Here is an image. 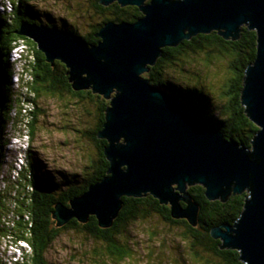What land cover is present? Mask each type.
Returning <instances> with one entry per match:
<instances>
[{
    "label": "water",
    "instance_id": "95a60500",
    "mask_svg": "<svg viewBox=\"0 0 264 264\" xmlns=\"http://www.w3.org/2000/svg\"><path fill=\"white\" fill-rule=\"evenodd\" d=\"M99 3L136 7L143 17L134 23H106L96 34L95 45L59 28L30 22L17 32L36 45L47 63L59 61L67 68L74 92L91 90L109 101L97 135L108 143L107 175L69 207H55L57 227L72 220L86 224L94 217L101 229H109L119 217L123 198L148 195L170 206L173 219L196 226L199 209L188 187L200 185L209 201L222 203L230 192L247 190L249 197L236 224L214 228L210 235L222 241V248L240 252L245 264H264V0ZM244 24L257 32L256 58L247 68L242 91L248 117L259 128L251 149L207 130L177 97L143 78L163 49L212 32L237 41Z\"/></svg>",
    "mask_w": 264,
    "mask_h": 264
},
{
    "label": "trees",
    "instance_id": "16d2710c",
    "mask_svg": "<svg viewBox=\"0 0 264 264\" xmlns=\"http://www.w3.org/2000/svg\"><path fill=\"white\" fill-rule=\"evenodd\" d=\"M33 1L11 0L14 6L13 24L8 23L6 16L0 15V169L4 160V132L8 121H13L11 124L12 133H18L20 141H23L24 129L22 131L18 130L20 127L23 128V125L18 122L23 116H29V124L30 121L32 123L30 125L31 130L28 132L33 141L38 131L39 119L43 113L40 108L41 100L56 96L62 97L64 94H69L76 101L88 100L97 106L98 124L93 132L88 133L95 144L97 155L96 159L86 165L79 175L74 174L69 178L62 176V181L59 183L56 182L55 177H53L54 183L47 185L41 182L40 175L30 178L28 173L31 166L29 165L14 180L9 177L10 174L8 177H4L3 180L0 179L3 185L0 186V250L3 242H8L14 246L18 245L20 248H23L22 243L27 244L30 253L27 250L23 251V262L16 264H49L46 255L51 246L64 231L71 230L86 235L90 239H95L105 246L106 258L121 262L132 256L129 247L122 246L119 240L123 230L129 227L132 222L145 221L157 215L165 222H170L172 225H182L189 231H193L185 221L173 220L170 208L160 205L150 195L140 199L123 198V206L119 217L109 229H101L94 217H90L86 224H80L76 220H72L61 228L57 227L53 217L55 207L58 204L69 206L72 200L81 197L91 186L101 182L107 175L109 162L104 155V150L108 143L105 140L98 139L97 135L106 121V110L109 107V102L101 96L94 95L91 91L74 92L69 83L68 71L64 65L57 62L53 65L47 63L44 55L38 50L35 54L37 65L28 63L23 72V74H27L28 79L25 81L23 76L19 75L22 92H24L23 89H27L24 94L34 95L32 102L28 96L24 99L21 93L16 94V97L14 95L13 99L10 95L8 97L6 83L10 82L9 73L11 72V76L13 73L10 60L11 51L16 42H20L24 46V51L27 47L24 40L16 41L21 38L17 35L18 30L22 24L27 22L54 27V24L50 23L52 14L46 11H38L31 5ZM99 2L100 0H95V10L100 15V25L92 27V29H95L94 33L82 37L90 45L97 43L91 41L90 38H95L106 23H133L142 17L136 9L128 11L129 7L122 8L117 3L105 8ZM6 14L10 16L11 12ZM46 18L47 20H45ZM63 26L66 28L68 24L65 22ZM25 40L36 49V45L32 41ZM256 49L257 34L250 31L247 25L241 27L239 38L234 42H227L219 35H199L190 41H183L176 48L163 49L162 59L166 61L164 63L159 61L158 64L170 63L174 65V62L182 60L180 57L184 58L190 56L189 54L204 50H211V53H218L225 58H229L231 61L230 78L228 80L230 86L229 91L225 94L228 98L227 107L225 106V108L213 103L211 97L207 94L208 92L205 93L201 88L179 85L181 83L176 84L163 79L164 71L160 68L154 67L151 69L149 76L145 75L144 78H147L151 84L177 97L207 130L217 131L226 140L234 141L242 147L251 149L259 128L248 117L246 107L242 101V91L245 84V73L256 58ZM23 59L24 57H22ZM31 74L34 78L33 82ZM209 94L211 95V93ZM30 103L37 105L33 111L27 107ZM24 104L25 109L23 110ZM14 108L16 115L12 117L11 113H13ZM8 111H10V120L9 116H5ZM28 145H30V141ZM27 149L28 163H32L34 154L29 156L30 147H27ZM12 169L13 164H10L7 173ZM0 177H2L1 172ZM34 183L39 184L36 193ZM188 193L199 209L197 226L201 228L205 236L201 241L197 239V242L205 244L211 252L214 251L216 255L220 256L224 260L223 264H244L238 251L222 249L220 241H214L210 237V231L217 226H234L236 224L248 200V192L229 196L224 203L209 201L205 196V189L200 185L189 187ZM7 206L8 213L1 221L4 209ZM2 236L4 237L2 238ZM11 239L15 243L10 242ZM94 255L98 258V252H95ZM9 259L11 260L8 256ZM2 262L5 264V261L1 258L0 264Z\"/></svg>",
    "mask_w": 264,
    "mask_h": 264
},
{
    "label": "rangeland",
    "instance_id": "374dc122",
    "mask_svg": "<svg viewBox=\"0 0 264 264\" xmlns=\"http://www.w3.org/2000/svg\"><path fill=\"white\" fill-rule=\"evenodd\" d=\"M12 5L10 0H6V5L3 6L4 10L8 12L13 11ZM31 5L38 11L51 13L52 17L56 20L65 18L63 24L65 22L68 23V27L62 29L73 31L70 33L80 38L91 34L93 25L99 24L100 21L98 14L95 16V22L91 19L94 18L91 16L94 9L91 8L90 1L88 0H34L31 2ZM12 17L14 18V13ZM80 21L82 25L79 23ZM56 24L57 22L54 23V27L58 28ZM21 49L22 46L15 47L14 52L10 54L12 61L17 58L16 53ZM23 52L22 57L24 59L16 64V68L13 67V71L18 74L17 78H14L16 85L20 84L19 75H22L25 81L28 79L27 74H23L28 63L37 65L36 53L33 50H29L26 47V50H23ZM211 52V50H204L198 51L195 54H189L190 56L184 58L180 57L182 60L174 62V65L170 63H168L169 65L163 64L166 60L162 59L161 56L151 69L154 67L160 68L164 71L163 79L176 84L181 83L179 85L201 88L205 93L208 92L207 94L211 97L213 103H217L225 108L228 102L225 94L229 91L230 86L228 80L230 78L231 61L229 58L223 57V55ZM20 58L16 59V61H19ZM159 61L163 63L158 64ZM14 69H18V71ZM151 69L149 73L143 75V78L145 75L149 76ZM9 75L11 76V72ZM145 79L148 80L147 78ZM21 86L22 84L19 87L21 88ZM6 91L8 97L10 95L13 99L14 93L11 90L10 82L6 83ZM23 91L26 92L27 89H23ZM28 97L32 102L34 95L29 94ZM41 103L40 108L43 113L39 119L36 137L30 144L32 151L36 154L38 163L47 170L50 168L51 173L56 178H58L56 172L68 178L74 174L79 175L86 165H89L96 159V147L88 136V133L93 132L97 127V106L88 100L76 101L69 94H64L62 97L56 96L43 99ZM36 106L30 103L27 107L33 111ZM9 112H6L5 116L8 117ZM18 123L23 125V128L20 127L18 130L24 129V133L31 130L30 125L32 122L30 121L29 124V116H23ZM24 133L23 138L29 143V135L24 136ZM7 145L5 143L4 147ZM17 148V142L9 146V149ZM17 164L19 168L22 167L20 162H17ZM60 181H62V178L60 180L56 179V182L59 183ZM245 192L248 191L245 190L243 193ZM233 195L240 194H233L232 191L228 197ZM165 207L170 208V206ZM173 220L185 221L193 231H189L182 225H172L170 222H165L157 215L145 221L132 222L129 227L123 230V234L119 239L122 246L129 247L132 251V256L121 262L106 258L105 246L95 239H90L86 235L71 230L64 231L53 243L46 255L47 261L49 264H223L224 260L220 256L216 255L214 251L211 252L205 244L197 242V239L201 241L202 238H205L204 232L199 226H191L185 219ZM224 226L233 227V225ZM213 240L220 241L222 247L221 240ZM10 242L15 243L13 240ZM8 245H10L8 242L4 244V247L1 245L0 250V257L5 261V264L10 263L7 254L9 253V249L7 248V252H5V247ZM26 245L21 246L27 248ZM15 247L17 251L19 248L17 245ZM222 249L226 250V248ZM95 252H98V258L95 257Z\"/></svg>",
    "mask_w": 264,
    "mask_h": 264
},
{
    "label": "bare ground",
    "instance_id": "6f19581e",
    "mask_svg": "<svg viewBox=\"0 0 264 264\" xmlns=\"http://www.w3.org/2000/svg\"><path fill=\"white\" fill-rule=\"evenodd\" d=\"M1 11L2 12H5V13H9L8 11H5L4 10V7H1ZM244 25H247V24H244ZM244 25H242V26H244ZM247 26L249 27V25H247ZM241 27L239 28V33H240ZM250 31H253V30L250 29ZM254 32L257 34L256 31H254ZM16 46H22V49L19 50L16 53L17 54V58L21 57L19 61H16V64H18L22 60V55L24 53L23 52L24 46L20 42H16L14 44V48L12 49L11 53L14 52V49H15ZM26 46L28 47L27 44H26ZM10 60H11V56H10ZM11 63H12V68H13L14 67V61L11 60ZM14 70L15 71H18V69H14ZM13 74L14 75H12V77H11V82L13 83L12 84V91L14 92V95H15L14 97H16V94L18 95L19 93H21V96H23L24 99H25L26 96H28L30 93L24 94V92H22V89L19 87V85L18 84L16 85L15 82H14V78L15 77L17 78L18 74L15 73L14 71H13ZM24 109H25V104L23 106V110ZM15 115H16V113L14 114V111H13V113H11V116L14 117ZM12 122H8V126H7L9 128V131L11 132V134H10L9 131H7L8 139L10 141L7 143L8 145L4 149V160H3L2 167H1L2 177H0V179L2 180L4 175H5L4 177H8L9 174H10L9 177H11V179H13V180L16 179V178H18L20 172L23 171L24 169H26V167L28 165L31 166L30 169H29V173H28V176L30 178H33V176L36 177L38 175L42 176L41 165L38 163V160H37V157H36L35 154L33 155L34 160L32 161V163H28L29 159H28V155H27L26 149H27V147L29 148L30 145H28L29 143L26 142V139L25 138L23 139V141H20V137H19V134L18 133H14V134L12 133V125H11ZM24 134H25V136L29 135V133L27 131ZM28 140L30 141V138H28ZM15 142L18 143V148L17 149H9L10 144L15 143ZM11 153H12V158H11ZM9 159H11V161H9ZM7 162H9L8 166H10V164L11 165L13 164V169L9 173H7V170H8V168H7ZM17 162L18 163L20 162L22 164L21 165L22 167L19 168L17 166L18 165ZM60 177H61V175H60ZM50 184H52V183H50ZM1 186H3V185L1 184ZM5 243L3 242L2 247H4V244ZM21 245H26V244H23L22 243ZM26 246H27V248L26 247L25 248H20V246L17 245V247L20 248V250H17V251H16V247L14 245H8L7 247H5V252H7V248L9 249V253H7L8 256H9V258H11V260L9 259V262L10 263H14V262H17L18 263V262H21L22 259H23V251L24 252L26 250L27 251H30L29 246L28 245H26ZM10 263H8V264H10Z\"/></svg>",
    "mask_w": 264,
    "mask_h": 264
},
{
    "label": "clouds",
    "instance_id": "9594fccd",
    "mask_svg": "<svg viewBox=\"0 0 264 264\" xmlns=\"http://www.w3.org/2000/svg\"><path fill=\"white\" fill-rule=\"evenodd\" d=\"M11 1V0H10ZM6 5V0H0V15H3V16H6V19H7V21H8V23H10V24H13V20H14V18L12 17V14L14 13V10L12 11V13H11V15L9 16L8 14H6L5 12H2L1 11V7H3V6H5ZM12 7H13V9H14V6L12 5ZM56 27V26H55ZM57 28V27H56ZM60 30H62V28L61 27H58ZM64 31V30H63ZM66 32V31H65ZM67 33H70V32H67ZM72 33V32H71ZM79 37V36H78ZM26 38H23V37H21L20 39H17L16 41H18V40H24L26 43H27V45H28V47L31 49V50H33L34 51V53H36L37 52V47H36V49L35 48H33L26 40H25ZM29 40V39H28ZM15 41V42H16ZM31 41V40H30ZM12 45H13V43H12ZM31 76H32V74H31ZM34 81V78H33V76H32V82ZM10 87H11V76H10ZM12 90V89H11ZM10 113V112H9ZM9 120H10V117H9ZM9 122V121H8ZM8 126V123H7V125H6V129H5V132H4V144L5 143H8L10 140L8 139V135H7V130H9V128L7 127ZM8 128V129H7ZM30 132V131H29ZM218 133V132H217ZM29 138H30V144H31V142H32V138L29 136ZM226 140V139H225ZM4 149H5V147L3 148V152H4ZM32 154H35V152H33L32 151V147L30 146V152H29V156L30 155H32ZM36 155V154H35ZM2 167V166H1ZM41 169H42V176H41V182H43V184L45 183V185H47V184H49V183H54V180H53V174L51 173V170H50V168L47 170V169H45L44 167H42L41 166ZM0 172H1V169H0ZM56 174L58 175V178H56L55 177V179H57V180H60L59 179V177H60V174H58L57 172H56ZM60 178H62V176L60 177ZM35 184V193H36V191H37V185L39 186V184H36V183H34ZM34 193V194H35ZM33 202H34V200H33ZM67 207H69V206H67ZM18 211V209L16 210V212ZM8 213V206L4 209V213H3V215H2V218H1V221L3 220V218L6 216V214ZM4 236H2V238H3ZM1 238V239H2ZM0 243H1V241H0ZM240 253V252H239Z\"/></svg>",
    "mask_w": 264,
    "mask_h": 264
},
{
    "label": "flooded vegetation",
    "instance_id": "af4514ba",
    "mask_svg": "<svg viewBox=\"0 0 264 264\" xmlns=\"http://www.w3.org/2000/svg\"><path fill=\"white\" fill-rule=\"evenodd\" d=\"M88 1H90V6H91V8H93L94 9V12H93V14L91 15L92 17H94V18H91L94 22L96 21V18H95V16H96V10H95V0H88ZM70 4H72V2H70ZM138 10L139 12H140V10L139 9H137L136 7H129L128 8V11H130V10ZM141 13V12H140ZM99 15V14H98ZM69 17V16H68ZM68 17H66V18H68ZM99 17H100V15H99ZM45 20H47V18L45 19ZM65 20V18H63V19H61V20H56V19H54L53 17H52V20H50V23H52V24H54L55 22H57V26L58 27H61V28H64V26H63V21ZM81 25H82V22L80 21L79 22ZM68 24V23H67ZM99 24H100V22H99ZM98 23L97 24H95V25H93V27H97L98 25H99ZM71 25H72V23H71ZM76 27V26H75ZM65 30V29H64ZM92 32L94 33L95 32V29H93L92 30ZM209 35H215V36H218V32H212L211 34H209ZM90 40L91 41H95V42H98L99 41V38H93V37H91L90 38ZM226 41V40H225ZM229 41H231V40H229ZM228 42V41H227ZM232 42H234V41H232ZM57 63H59V62H57Z\"/></svg>",
    "mask_w": 264,
    "mask_h": 264
},
{
    "label": "built area",
    "instance_id": "2783aa9c",
    "mask_svg": "<svg viewBox=\"0 0 264 264\" xmlns=\"http://www.w3.org/2000/svg\"><path fill=\"white\" fill-rule=\"evenodd\" d=\"M16 59H18V58H16ZM16 59L14 60V67L16 68ZM18 90V89H17ZM14 114H15V108H14ZM11 158H12V153H11ZM9 161H11V159H9ZM8 164H9V162H7V168H8ZM5 176V175H4ZM4 176H3V178H4ZM3 180V179H2ZM0 186H1V182H0Z\"/></svg>",
    "mask_w": 264,
    "mask_h": 264
}]
</instances>
